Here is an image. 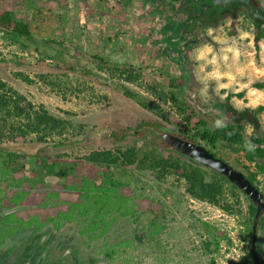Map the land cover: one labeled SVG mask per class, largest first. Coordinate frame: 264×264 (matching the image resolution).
I'll use <instances>...</instances> for the list:
<instances>
[{"label": "rangeland", "instance_id": "rangeland-1", "mask_svg": "<svg viewBox=\"0 0 264 264\" xmlns=\"http://www.w3.org/2000/svg\"><path fill=\"white\" fill-rule=\"evenodd\" d=\"M4 0H0L3 3ZM264 10V0H257ZM9 5L30 23L34 40L16 44L0 30V80L24 96V115L17 116L15 104L0 110V148L26 154L23 179L16 184L33 190L51 191L65 184L57 170L78 163L95 151L144 147L139 135L115 140L111 132L132 128L142 120L160 122L167 129L184 130L183 113L170 99V91L195 107L210 129L223 122L206 113L215 102L234 110L244 125L245 142L219 141L211 149L230 165L251 176L264 193V156H259L251 137L264 139V110L259 113L261 130L245 120L244 109L264 105V39L257 53L253 38V18L241 2L223 4L224 16L218 24L202 28L203 40L187 52L183 67L167 51L169 37L164 16L151 2L143 0H9ZM264 27V26H263ZM65 47L79 62L77 72L53 67L52 56ZM116 66L136 70L140 78L130 81ZM185 68V69H184ZM84 70L91 73L87 75ZM188 70L190 78L184 79ZM33 81L24 80L19 74ZM192 82L189 85V82ZM123 83L143 94L175 116L180 124L169 122L125 97L116 85ZM258 84H262L259 86ZM243 92V97L229 93ZM194 95V96H193ZM67 121L66 128L41 129L39 135L28 129L34 110L41 109ZM201 108V109H200ZM230 119L236 118L233 114ZM28 133L21 137L19 132ZM62 141L66 145L57 146ZM162 143L161 152H169ZM264 148V144L261 146ZM42 148L45 150L40 151ZM100 172L120 175L126 191L147 196L159 203V214L149 209L122 215L112 213L113 223L87 229L90 218L76 215L57 231L52 223L41 229L9 224L0 214V264H250L253 235L248 226L250 199L241 190L225 186L220 203L191 196L186 181L175 173L158 179L149 169L130 165L100 167ZM208 179L212 174L208 173ZM254 220V219H253ZM223 232L218 246L210 248L207 225ZM85 232L81 234L80 230ZM259 264H264V227L256 226ZM115 250L113 258L107 256ZM45 253V256L43 254Z\"/></svg>", "mask_w": 264, "mask_h": 264}, {"label": "trees", "instance_id": "trees-1", "mask_svg": "<svg viewBox=\"0 0 264 264\" xmlns=\"http://www.w3.org/2000/svg\"><path fill=\"white\" fill-rule=\"evenodd\" d=\"M254 1L260 5L257 0ZM8 2L9 0H4L3 3H0V30L4 32L10 41L16 44H24V41L34 40V34L27 18L19 14ZM243 4L247 6L245 3ZM253 24V43L258 53L260 51V42L264 39V21L253 18ZM51 60L54 63L53 67L62 71L77 72L78 69H81L79 62L70 57L65 47L57 50ZM115 69L120 72V75H124L130 81H136L140 78V74L136 70L124 66L122 68L116 66ZM84 71L87 75L91 73L89 70ZM19 75L30 83L33 81L22 73ZM258 85L262 86V84ZM116 88L125 97L135 100L140 106L155 113L173 127L180 124L175 116L165 114L166 112L163 108L143 94L132 90L123 83L117 84ZM169 94L171 101L183 113L187 122L186 125H183L184 130H178L177 132L174 129H170L182 138L197 143H199L197 139L200 138L212 148H216L219 141L228 144H243L245 142L243 135L245 125L237 119L234 110L230 109V112L228 111L229 117L226 123L213 130L207 127L206 122L197 115L195 107L181 99L177 92L170 91ZM243 95V92L229 93L227 101L233 96L243 97ZM22 98H24L22 94L3 80H0L1 111L8 110L10 103L13 102L17 110V116L24 115L25 109L21 105ZM263 110L264 105H259L256 108L246 107L244 109V119L253 125L255 132L261 130L259 113ZM232 114L236 118L234 121L230 119ZM28 117L33 119V122L28 124V129L37 133L41 142H44V138L39 134L41 129L55 131L60 128H66L67 125V121L50 115L44 108L41 111L34 110L33 115L29 116L28 114ZM155 126L162 127V124L151 120H142L137 124L135 130L128 128L120 132L109 133L110 137L119 141L126 140L130 135L138 134L139 137L143 138L145 146L141 148L132 146L126 150L107 149L95 151L86 156L83 161L62 166L57 170L56 175L59 178H65L66 182L62 187L51 191L41 190L43 188L40 186L34 190L27 185L18 186L16 183L25 177L28 156L0 148V214H4L5 220L9 224L41 229L48 223H52L57 231L65 223L72 222L76 215H80L90 218V225L87 229L101 227L102 232H105L113 223V218L106 220L107 216L112 213L126 215L138 210L149 209L152 213L159 214L160 206L157 201L147 196L136 197L132 195L126 191L120 175H115V173L107 174L106 172L99 173L98 168L100 167L109 169L111 167L135 164L154 172L158 179L172 172L185 179L186 190L191 196L198 200L215 204L220 203L226 185L239 189L226 176L214 169L202 167L185 155L177 153L166 143L164 148L169 152V155H163L161 152L163 145L158 140V135L152 130ZM27 133L28 131L24 129L19 132V135L25 137ZM251 140L257 145L256 151L259 152V156H264V148L261 147L264 144V139L258 135H253ZM56 145L63 146L66 145V142L59 141ZM42 150L44 151L45 149L42 148L40 151ZM209 150L213 152L211 149ZM209 172L212 174L211 179H208L207 176ZM246 177L254 183V179L251 176L246 175ZM255 213L256 207L251 202V223ZM260 222L264 227V215L260 218ZM207 228H209L207 247L210 248L213 245L217 247L218 237H223V232L209 224ZM248 228L253 235L252 225L250 224ZM80 232L83 234L85 230L81 229ZM257 251L259 254L258 248ZM114 253L115 250L112 248L106 254L111 259ZM250 264H253V261Z\"/></svg>", "mask_w": 264, "mask_h": 264}, {"label": "water", "instance_id": "water-1", "mask_svg": "<svg viewBox=\"0 0 264 264\" xmlns=\"http://www.w3.org/2000/svg\"><path fill=\"white\" fill-rule=\"evenodd\" d=\"M210 6L227 3H245L248 7L249 14L252 18H257L264 21V10L254 0H210ZM207 7L204 5L203 12ZM202 12V14H203ZM184 77L190 78L188 70L184 71ZM192 82H189L191 85ZM194 96V95H193ZM201 109V108H200ZM206 113H213L219 120L226 123L229 117L226 108L220 106L217 102L208 107L201 109ZM152 130L158 135V140L168 144L174 151L179 154L185 155L195 163L202 167L211 168L218 173L226 176L231 183L238 187L244 194L248 196L250 201L256 207V213L253 220V238L251 242V253L253 264H259V254L256 248L257 230L256 226L260 218L264 215V194L263 192L252 183L246 175L234 168L228 162L211 152L206 146L188 139H184L175 132L165 127H153ZM45 253L43 256H45Z\"/></svg>", "mask_w": 264, "mask_h": 264}, {"label": "flooded vegetation", "instance_id": "flooded-vegetation-1", "mask_svg": "<svg viewBox=\"0 0 264 264\" xmlns=\"http://www.w3.org/2000/svg\"><path fill=\"white\" fill-rule=\"evenodd\" d=\"M147 1L158 10L159 16H164L163 27L169 37L167 51L183 67L188 50L204 39L201 29L218 24L221 17L228 14L223 11V4L210 6V0H143ZM204 5L207 8L203 12ZM184 79L188 81L187 77Z\"/></svg>", "mask_w": 264, "mask_h": 264}]
</instances>
